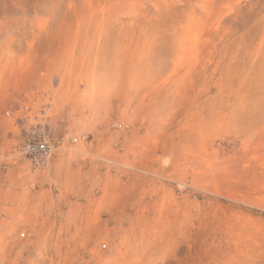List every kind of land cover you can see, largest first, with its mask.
Masks as SVG:
<instances>
[{
  "label": "rangeland",
  "instance_id": "obj_1",
  "mask_svg": "<svg viewBox=\"0 0 264 264\" xmlns=\"http://www.w3.org/2000/svg\"><path fill=\"white\" fill-rule=\"evenodd\" d=\"M0 264H264V0H0Z\"/></svg>",
  "mask_w": 264,
  "mask_h": 264
},
{
  "label": "built area",
  "instance_id": "obj_2",
  "mask_svg": "<svg viewBox=\"0 0 264 264\" xmlns=\"http://www.w3.org/2000/svg\"><path fill=\"white\" fill-rule=\"evenodd\" d=\"M44 113H46L44 111ZM43 123L34 127L24 138L21 147L19 149V155L22 158L28 159L34 168H41L45 166L53 153V144L43 129Z\"/></svg>",
  "mask_w": 264,
  "mask_h": 264
},
{
  "label": "bare ground",
  "instance_id": "obj_3",
  "mask_svg": "<svg viewBox=\"0 0 264 264\" xmlns=\"http://www.w3.org/2000/svg\"><path fill=\"white\" fill-rule=\"evenodd\" d=\"M180 41H182V40H180ZM180 56V55H179ZM84 80H85V82H86V84H87V86H89V88H93L94 87V85L96 84L95 83V81H94V79H93V76L91 75V74H89V73H86L85 74V77H84ZM241 109V108H240ZM59 152H62V151H59ZM58 152V153H59ZM57 153V154H58ZM59 158V157H58ZM57 162H58V160H57ZM60 162V161H59ZM165 191V190H164ZM166 192V191H165ZM140 199V198H139ZM197 204V203H196ZM234 210V209H233ZM158 211H160V210H158ZM235 214V213H234ZM151 221V220H150Z\"/></svg>",
  "mask_w": 264,
  "mask_h": 264
}]
</instances>
